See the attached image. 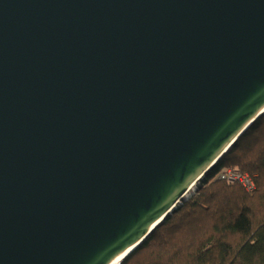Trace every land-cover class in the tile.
I'll return each mask as SVG.
<instances>
[{
	"label": "water",
	"instance_id": "95a60500",
	"mask_svg": "<svg viewBox=\"0 0 264 264\" xmlns=\"http://www.w3.org/2000/svg\"><path fill=\"white\" fill-rule=\"evenodd\" d=\"M262 114L264 0H0V264L126 257Z\"/></svg>",
	"mask_w": 264,
	"mask_h": 264
},
{
	"label": "trees",
	"instance_id": "16d2710c",
	"mask_svg": "<svg viewBox=\"0 0 264 264\" xmlns=\"http://www.w3.org/2000/svg\"><path fill=\"white\" fill-rule=\"evenodd\" d=\"M226 167L248 173L254 190L217 178ZM120 264H264V114Z\"/></svg>",
	"mask_w": 264,
	"mask_h": 264
},
{
	"label": "built area",
	"instance_id": "2783aa9c",
	"mask_svg": "<svg viewBox=\"0 0 264 264\" xmlns=\"http://www.w3.org/2000/svg\"><path fill=\"white\" fill-rule=\"evenodd\" d=\"M217 178L225 180L229 183L236 182L244 189V191L248 193L252 192L255 187L253 178L248 173L241 172L237 168H223L217 174Z\"/></svg>",
	"mask_w": 264,
	"mask_h": 264
},
{
	"label": "bare ground",
	"instance_id": "6f19581e",
	"mask_svg": "<svg viewBox=\"0 0 264 264\" xmlns=\"http://www.w3.org/2000/svg\"><path fill=\"white\" fill-rule=\"evenodd\" d=\"M200 177H202V176H199L195 181H193L191 183V185L186 190L184 197H188L194 191V189L197 185V181H198V179H200ZM125 255H126V252L121 254L120 256L116 257L110 264H118L119 261H121Z\"/></svg>",
	"mask_w": 264,
	"mask_h": 264
},
{
	"label": "rangeland",
	"instance_id": "374dc122",
	"mask_svg": "<svg viewBox=\"0 0 264 264\" xmlns=\"http://www.w3.org/2000/svg\"><path fill=\"white\" fill-rule=\"evenodd\" d=\"M199 183V182H198ZM198 183H197V185L196 186H198Z\"/></svg>",
	"mask_w": 264,
	"mask_h": 264
}]
</instances>
